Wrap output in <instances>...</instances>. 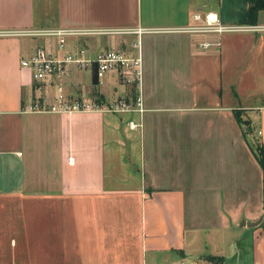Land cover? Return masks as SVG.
Listing matches in <instances>:
<instances>
[{
  "label": "crops",
  "instance_id": "0c3cea01",
  "mask_svg": "<svg viewBox=\"0 0 264 264\" xmlns=\"http://www.w3.org/2000/svg\"><path fill=\"white\" fill-rule=\"evenodd\" d=\"M248 8L0 0V31L14 32L0 35V264H264V173L254 154L255 140L264 145V10L250 25ZM209 11L246 28L185 30ZM66 27L118 30L68 37L67 49L91 55L136 52L133 31L146 29L143 113L25 111L53 102L60 82L22 66L36 46L60 52L57 37L28 32ZM62 84L70 97L134 99L115 72L86 85L73 71Z\"/></svg>",
  "mask_w": 264,
  "mask_h": 264
},
{
  "label": "built area",
  "instance_id": "2783aa9c",
  "mask_svg": "<svg viewBox=\"0 0 264 264\" xmlns=\"http://www.w3.org/2000/svg\"><path fill=\"white\" fill-rule=\"evenodd\" d=\"M194 20L197 22L192 26L185 27L188 32L198 33H226L244 30L246 27L225 25L222 23L218 14L212 11L205 13H194ZM248 28H255L254 26ZM114 29H93V28H54L47 30H34L29 34L55 36L57 37V47L60 52L48 49L44 45L34 48L30 56L21 61L23 67L30 68L33 71L34 78L37 81L59 80L56 84L58 93L53 102L36 99L30 102L25 108L26 112L50 111V112H72V111H100L111 113L138 112L143 113L144 108L142 97L138 95L136 98L127 100L120 97L114 101H104L96 96L85 95L70 97L64 91L62 81L71 72L81 71L92 68L97 63L99 84L105 82V77L110 71H114L118 78L129 86L139 91L143 83V58H142V34L146 31L139 28L133 31L137 34V38L133 43L136 52H129L123 48L107 49L96 55H91L88 47L84 45H76L72 49H67L69 36H89L104 33H115ZM13 31H0V35H9ZM206 45H209L207 43ZM80 76H78V79ZM81 81V80H80ZM1 117V114H0ZM142 122L129 120L128 126L131 129L142 127ZM261 133V130L259 131Z\"/></svg>",
  "mask_w": 264,
  "mask_h": 264
},
{
  "label": "trees",
  "instance_id": "16d2710c",
  "mask_svg": "<svg viewBox=\"0 0 264 264\" xmlns=\"http://www.w3.org/2000/svg\"><path fill=\"white\" fill-rule=\"evenodd\" d=\"M249 8H248V24L255 25L258 24V18L260 11L264 10V0H248ZM132 94L134 98L137 97V89L135 86L131 88ZM237 118L239 122L247 124V121H243L240 116V112L237 111ZM250 131V130H249ZM250 133V132H249ZM254 154L258 159L264 173V145L262 143H258L254 146Z\"/></svg>",
  "mask_w": 264,
  "mask_h": 264
},
{
  "label": "rangeland",
  "instance_id": "374dc122",
  "mask_svg": "<svg viewBox=\"0 0 264 264\" xmlns=\"http://www.w3.org/2000/svg\"><path fill=\"white\" fill-rule=\"evenodd\" d=\"M113 72H114V71H110V72H108V74H111V73H113ZM79 74L81 75V79L84 81V83H85L86 85H92V82H91V68H87V69L81 71ZM108 74H107V75H108ZM107 75H106V76H107ZM105 79H106V77H105ZM119 80H120V79H119ZM120 82H121L122 84H124L121 80H120ZM125 85H127L129 88H132V87L129 86L128 84H125ZM258 143H259V142L255 140L254 145H256V144H258Z\"/></svg>",
  "mask_w": 264,
  "mask_h": 264
},
{
  "label": "water",
  "instance_id": "95a60500",
  "mask_svg": "<svg viewBox=\"0 0 264 264\" xmlns=\"http://www.w3.org/2000/svg\"><path fill=\"white\" fill-rule=\"evenodd\" d=\"M92 82H93L94 85L99 84L97 63H94L93 66H92Z\"/></svg>",
  "mask_w": 264,
  "mask_h": 264
}]
</instances>
